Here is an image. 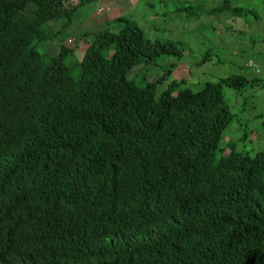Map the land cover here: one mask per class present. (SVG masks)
Masks as SVG:
<instances>
[{
    "label": "trees",
    "instance_id": "1",
    "mask_svg": "<svg viewBox=\"0 0 264 264\" xmlns=\"http://www.w3.org/2000/svg\"><path fill=\"white\" fill-rule=\"evenodd\" d=\"M94 1L0 0V264H264V151L221 148L236 122L224 89L259 79H132L185 52L126 15L84 34L80 61L79 43L37 50ZM240 1L187 17L260 19Z\"/></svg>",
    "mask_w": 264,
    "mask_h": 264
},
{
    "label": "rangeland",
    "instance_id": "2",
    "mask_svg": "<svg viewBox=\"0 0 264 264\" xmlns=\"http://www.w3.org/2000/svg\"><path fill=\"white\" fill-rule=\"evenodd\" d=\"M220 0H96L81 8L73 17L71 26L64 29L54 42H43L37 50L43 54L56 56L64 43L70 49L79 43L75 57L80 58L85 45L80 39L84 34L97 33L110 27V23L128 16L136 21L150 40L178 41L185 53L181 59L165 56L153 70L152 66H142L133 70L132 79L148 72L154 81L155 76L162 77L172 70L173 74L161 89H165L173 80L190 84L195 91L201 90L207 81L219 82L231 75H244L249 79L257 78L258 83L248 87L244 92L225 88L224 97L236 122L225 132L221 148H227L229 142L237 144V150L243 154L255 156L264 151V0H241L243 7L255 6L260 19L250 15L246 19H234L232 14L223 16H205L202 18L187 17L189 9L196 11L216 6ZM233 5V0H230ZM74 5L78 0H71ZM200 8V9H199ZM178 10H182L179 14ZM55 32L60 31L64 22H50ZM116 25L112 24L115 28ZM231 30L228 31V27ZM242 32V33H241ZM242 35H241V34ZM212 58L201 67L197 66L206 54ZM46 55V56H49ZM76 59L72 60L71 67ZM175 63V66L171 65ZM152 68V69H151ZM80 76V71H73V77ZM242 124L238 133L235 125ZM232 128V129H231ZM231 129V130H230ZM248 136L243 142L241 138ZM227 149L223 154H229Z\"/></svg>",
    "mask_w": 264,
    "mask_h": 264
}]
</instances>
